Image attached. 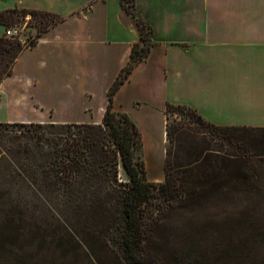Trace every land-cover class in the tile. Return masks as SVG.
Masks as SVG:
<instances>
[{
  "label": "trees",
  "instance_id": "16d2710c",
  "mask_svg": "<svg viewBox=\"0 0 264 264\" xmlns=\"http://www.w3.org/2000/svg\"><path fill=\"white\" fill-rule=\"evenodd\" d=\"M120 2L140 39L103 121L0 122V264H264V127L218 125L168 103L165 178L149 180L142 133L113 103L149 54L153 28L136 0ZM28 14L42 23L32 42L0 36V83L23 49L63 20L9 8L0 24ZM31 205H55L59 223Z\"/></svg>",
  "mask_w": 264,
  "mask_h": 264
},
{
  "label": "crops",
  "instance_id": "0c3cea01",
  "mask_svg": "<svg viewBox=\"0 0 264 264\" xmlns=\"http://www.w3.org/2000/svg\"><path fill=\"white\" fill-rule=\"evenodd\" d=\"M136 7L153 45L113 104L142 133L149 180L165 173L168 103L218 125L264 127V0H136ZM9 8L63 20L23 49L0 83L4 121L101 123L109 89L140 39L120 0H0V11ZM5 31L0 24V36Z\"/></svg>",
  "mask_w": 264,
  "mask_h": 264
},
{
  "label": "rangeland",
  "instance_id": "374dc122",
  "mask_svg": "<svg viewBox=\"0 0 264 264\" xmlns=\"http://www.w3.org/2000/svg\"><path fill=\"white\" fill-rule=\"evenodd\" d=\"M130 16H131V19L135 22L136 17L132 14H130ZM39 19H35V17L28 14L26 17H20L19 21L16 24H14L13 26L6 27V26L2 25V28L4 31H5V27H6V29L10 28V27L11 28H20L21 31H20L18 37L21 39L22 43L28 44L34 40V38L38 32V28L36 27V25L42 24ZM5 34H6V32H5ZM6 118H7L6 107L2 106L0 109V119H1L0 122H5L4 120H6ZM138 156L142 160H144L142 149L139 150ZM121 176H122V178L126 177V174H125L123 169H121ZM164 178H165V173H163V176L160 177L159 180L162 181V180H164ZM159 180H157V181H159ZM23 190H28V189L26 188V186H24ZM31 206L33 208L35 205H31ZM53 206H54V208H53ZM34 208L45 209V212H48L47 217L50 218V221L53 223H56V224L59 223L60 220L57 217L58 213L56 211L55 205H36V207H34Z\"/></svg>",
  "mask_w": 264,
  "mask_h": 264
},
{
  "label": "built area",
  "instance_id": "2783aa9c",
  "mask_svg": "<svg viewBox=\"0 0 264 264\" xmlns=\"http://www.w3.org/2000/svg\"><path fill=\"white\" fill-rule=\"evenodd\" d=\"M21 29L20 28H7L6 29V35L12 38L18 37Z\"/></svg>",
  "mask_w": 264,
  "mask_h": 264
},
{
  "label": "bare ground",
  "instance_id": "6f19581e",
  "mask_svg": "<svg viewBox=\"0 0 264 264\" xmlns=\"http://www.w3.org/2000/svg\"><path fill=\"white\" fill-rule=\"evenodd\" d=\"M156 157V156H155ZM158 157H156V159H157ZM157 161V160H156ZM154 164H156V162L154 163Z\"/></svg>",
  "mask_w": 264,
  "mask_h": 264
}]
</instances>
